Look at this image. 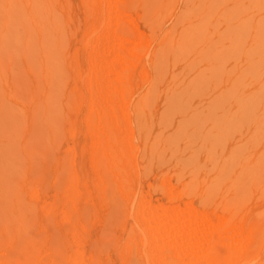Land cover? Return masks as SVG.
<instances>
[{
	"label": "rangeland",
	"instance_id": "rangeland-1",
	"mask_svg": "<svg viewBox=\"0 0 264 264\" xmlns=\"http://www.w3.org/2000/svg\"><path fill=\"white\" fill-rule=\"evenodd\" d=\"M43 1L40 22L29 21L24 33L16 9L17 14L9 20L13 29L18 27L12 35L14 40L5 41L9 45L5 44L6 51L0 49L9 62L0 73V230L6 233L1 240V232L0 243L5 245H0V251L8 245L7 237L23 234L21 238H31L29 235L35 236L41 225L44 260L55 254L49 252L51 246L63 249L67 245L64 248L69 255L62 250L65 257L74 256L76 251L82 264H176L171 252H177L174 258H181L180 244L197 237L202 243L199 241V249L192 254L193 259L187 257L189 260L197 259L194 255L199 252L197 257L204 253L203 258L218 264H264V0H101L102 8L96 0ZM110 7L121 17L112 16L115 13ZM18 11L27 15L22 6ZM114 20L119 21L118 31L125 38L143 37L147 41L140 51V63L123 72L129 79L125 80L128 102L113 106L119 138L124 146L128 143L123 161L129 177L120 183L111 177L105 161L100 159V164L96 159L103 129L97 124L100 111L92 107L100 101L101 92L119 85L111 74L98 76L99 71H105L101 70L103 60H112L111 50L105 48L110 52L104 54L107 50L102 48L110 41L112 47L117 42L111 38L103 41L109 29L106 25L114 24ZM36 30L48 33L46 37L44 34L42 51ZM125 47L131 50L133 43ZM89 62L101 68L97 76ZM39 64L46 72L38 77L30 71L39 69ZM18 75L26 84L20 89L16 85ZM94 76L99 78V89L91 85ZM224 86L230 88L228 93ZM145 95L147 104L138 106ZM25 144V152L30 153L22 156ZM73 184L77 201L72 204L76 198L72 200V207L64 195ZM66 185H71L68 191ZM144 207L156 215L146 216L149 213L145 212L146 218L176 223L168 226L173 235L175 229L191 228L203 214L208 225L199 221L204 225L201 229L196 226L200 223H195L196 236L189 238L185 234L173 240L177 233L172 239L169 234L171 241L163 239L165 243H160H170V250L164 247L170 253L166 251L160 258L152 252L162 240L154 227L141 230L146 239L155 236L153 244L146 240L152 250H143L145 240L138 224L142 218L138 214ZM63 210L72 214L67 217ZM179 210L184 215L195 214L188 221H193L192 225L186 220L181 221L182 226L177 222L174 211ZM24 221L31 224H24L27 231L21 228ZM234 227L243 230L238 248L228 236ZM68 231L75 232L74 236ZM64 240L67 244L62 245ZM232 244L241 252L239 256L230 253ZM6 250L7 257L8 253L11 257L15 254L8 247Z\"/></svg>",
	"mask_w": 264,
	"mask_h": 264
},
{
	"label": "bare ground",
	"instance_id": "bare-ground-1",
	"mask_svg": "<svg viewBox=\"0 0 264 264\" xmlns=\"http://www.w3.org/2000/svg\"><path fill=\"white\" fill-rule=\"evenodd\" d=\"M43 1V0H42ZM93 1V0H92ZM97 1V2H96ZM96 1H94V2H96L97 3V5H99L98 7H100V8H102L101 6L103 5L104 6V4L101 2V0H96ZM103 1V0H102ZM93 2V4H95ZM105 2V1H104ZM41 3H44V1L43 2H41V0H0V29H3V31H1L0 32V49H5V51H6V47H5V44H7L8 45V43H5V41H7V40H9V41H11V40H14V38L12 37V35L13 34H16V32H17V28L18 27H16V28H14L13 29V27H11L12 25L11 24H9V20L13 17V16H15V13H16V9H17V13H18V15H16V16H18L19 17V19H20V21H21V25H20V29H21V31L23 32V30L25 31V32H27V24H28V22L29 21H32V22H36L37 24L40 22V15H39V9H40V7H42V4ZM110 2L108 1V4H109ZM45 4V3H44ZM100 4H102V5H100ZM111 4H109V6H110ZM20 6H22L24 9H25V11H26V14L27 15H23V14H20L19 13V11H18V8L20 7ZM95 6H96V4L94 5V10H97V9H95ZM109 6H107V8L109 7ZM111 6H113V5H111ZM97 8V7H96ZM106 8V9H107ZM112 10H113V12L115 13V14H112V16H116V17H121V13L120 12H118L117 11V9L116 8H112V7H110ZM110 9V10H111ZM93 10V11H94ZM100 10V9H99ZM107 11H108V9H107ZM96 12V11H95ZM16 13V14H17ZM109 14V13H108ZM121 14V15H120ZM120 15V16H119ZM107 17V16H106ZM108 19V18H107ZM52 20V19H51ZM119 20V19H118ZM54 21V20H53ZM93 21V20H92ZM97 21V20H96ZM105 21V20H104ZM108 21V20H107ZM106 21V22H107ZM112 21V20H111ZM115 21V23L114 24H111L110 22H109V24H107L106 22V27H109V29H108V31H107V34L105 35V39L103 40V41H105V42H107V40L108 41H110V38L113 40H115V41H117L116 42V44H118L117 46H116V44L114 43L115 41H112L115 45H113V47H112V44L110 43V42H108V43H106L107 45L109 44H111L109 47H112V49L111 48H109V47H107V45H105L106 47H103L102 49H104L105 50V48H108V50L110 49L111 50V53H112V60L111 61H109V62H106V61H104L103 59V62L102 63H104L103 64V66H102V69L101 68H98L97 69V66H96V64L95 63H91V62H89L88 64H89V66L91 65V71H95L96 72V74H95V72H93V75H95V76H97V73H98V70H103V69H105V71L103 70V72L102 71H99V73H98V76L99 77H102V75L104 76V74H111V75H113L114 77H115V81L116 82H118L119 83V85L117 84V85H115V86H109V88L107 89V90H105V91H103V92H101L100 93V101H95L94 103H93V106L92 107H94V106H96V108H98V110L100 111L99 112V114H101V115H99L98 114V116H100V117H96L97 119H98V121L95 119V121H97V124H98V126L100 125L101 127V130L103 131H99V135H101V133L100 132H102V136L101 137H99V141L101 140V143H102V145H101V147H100V152H98L99 154H100V156H99V154H98V156H96V157H98V158H96L97 159V161H99V163L101 164V160L100 159H103L105 162V167L108 169V171H110L111 172V177L113 176L114 177V179L115 180H117L118 181V183H120L122 180H124V179H126L127 177H129V175H127L126 176V174H129V171H127V170H129L128 168H127V166H125L124 164H125V161H123V157L125 156V149H124V147L126 148V146L128 145V143H127V141H126V146H124L123 145V142H121V140H120V138H119V124L116 122V120L113 118V114H114V110H113V106H120V104H125V103H127L128 102V99H127V96H126V92H127V88L128 87H126L125 88V85H126V81L125 80H129L128 78H126L125 77V75L123 74V72L129 67V66H133L134 68L138 65V63H140L139 61H140V58H141V52L140 51H143V47H144V44L147 42L145 39H143V37H141V38H136V39H134V40H130V39H127V38H125L124 36H122L120 33H119V31H118V28H120L119 27V21L118 22H116V20H114ZM100 23V22H99ZM105 23L103 24V25H105ZM11 25V26H10ZM92 24H90V26H91ZM100 26V25H99ZM15 27V26H14ZM105 27V26H104ZM92 28H93V26H92ZM52 29V28H51ZM89 29V28H88ZM19 30V29H18ZM55 30V28L52 30V31H54ZM92 30V29H91ZM38 33L36 34L37 35V40H38V42H39V44H38V47L40 48V51H42L41 50V43H42V40H44V43H45V41H46V38L44 39V34L45 33H42V31H38V30H36ZM45 31V30H44ZM47 32V31H46ZM24 33V32H23ZM49 33H52V32H49ZM19 34V33H18ZM29 35H30V33H27L26 34V44L25 45H27L28 43V39H29ZM46 35H48V33H46L45 34V37H46ZM107 36V37H106ZM11 37H12V39H11ZM52 37V36H51ZM138 37H140V36H138ZM7 38V39H6ZM16 38V37H15ZM48 38H49V36H48ZM47 38V39H48ZM135 38V37H134ZM146 38V37H145ZM11 39V40H10ZM17 39V38H16ZM144 40L146 41V42H144ZM50 41H51V39H50ZM8 42V41H7ZM15 42V41H14ZM9 43H12V42H9ZM16 43H18V42H16ZM48 43V42H47ZM104 43V42H103ZM130 43H133V49H127V47H125V45H128V44H130ZM19 44V43H18ZM17 44V45H18ZM52 44V43H51ZM105 44V43H104ZM44 45V44H43ZM50 45V44H49ZM49 45H45V46H48L49 47ZM135 45V46H134ZM146 45V44H145ZM148 45V44H147ZM9 46V45H8ZM13 46V45H12ZM20 46V45H19ZM104 46V45H103ZM149 46V45H148ZM47 47V48H48ZM8 48V47H7ZM46 48V47H45ZM164 48V47H163ZM163 48H161V49H163ZM10 49V48H9ZM147 49V48H146ZM160 49V50H161ZM2 50H1V53H0V73L4 70V69H6V68H8V66H9V62H8V57L7 56H5L4 54H2L3 52H2ZM47 50V49H46ZM97 50H99V49H97ZM96 50V51H97ZM107 50V49H106ZM105 50V51H106ZM106 51L104 54H106V53H108V52H110V51ZM4 51V50H3ZM94 51V50H93ZM95 51V52H96ZM119 51H121V52H119ZM123 51H125L126 53L125 54H127V56L128 57H124V52ZM148 51V50H147ZM146 51V52H147ZM163 51V50H162ZM99 52H101V51H99ZM104 52V51H103ZM6 55L7 54H11V52L9 53V52H4ZM40 53V52H39ZM51 53V52H50ZM121 53V54H120ZM145 53V52H144ZM3 56H2V55ZM95 54V53H94ZM98 54V53H97ZM14 55V54H13ZM123 55V56H122ZM143 55V54H142ZM50 56V55H49ZM98 56V55H97ZM99 56H102V55H99ZM148 56V55H147ZM7 57V58H6ZM124 58H128V59H124ZM151 59V58H150ZM93 62V61H92ZM46 63V62H45ZM133 63V64H132ZM40 65V64H39ZM38 65V66H39ZM104 65L106 66V67H104ZM140 65V64H139ZM40 68L39 69H33L32 71H30V73L31 74H34V75H36V76H40V75H44L43 74V72L45 73L46 71H45V66H44V69H42L41 67H43V65L41 66H39ZM101 67V66H100ZM104 67V68H103ZM46 68H48V67H46ZM142 70H143V68H142ZM141 69H140V72L142 71ZM100 72H102L103 74H101ZM101 76H100V75ZM93 77L92 78V81H91V85L93 86V88L94 89H99V83H98V80H99V78L98 77ZM23 77H21L20 75H18L17 76V78H16V85H17V89H20V88H23V86L24 85H26L25 84V82L23 81ZM101 86V85H100ZM227 86H229V85H227ZM226 86V87H227ZM25 87V86H24ZM225 87V86H224ZM223 87V88H224ZM226 87H225V89H226ZM230 87V86H229ZM34 89H35V87H34ZM228 89H230V88H228L227 87V89L225 90V92H227V90ZM36 90V89H35ZM97 91H100V90H97ZM95 92V91H94ZM225 92L223 93V95H225ZM147 93V92H146ZM228 93V92H227ZM220 94H222V91L220 92ZM147 95V94H146ZM143 96V97H141L140 99H139V97H138V99H139V101L137 102V104H138V106H144V105H146L147 104V102H148V97L147 96ZM117 104H116V103ZM2 105V96L0 95V106ZM97 106H99V107H97ZM96 108H95V110H96ZM98 110H96L97 112H98ZM97 112L95 113L96 114V116H97ZM1 115V114H0ZM5 117V116H4ZM4 120H5V118H4ZM2 121V120H1ZM94 125H95V123H94ZM128 125V124H127ZM97 126V125H96ZM129 127V126H128ZM15 128V127H14ZM97 128V127H96ZM127 130H129V129H127ZM13 131V130H12ZM98 131V130H97ZM96 133V132H95ZM14 138V137H13ZM38 140H39V137L37 138ZM97 139V138H96ZM125 139V138H124ZM35 140V139H34ZM7 141V140H6ZM40 142V141H39ZM98 142V141H97ZM7 143V142H6ZM31 144V143H30ZM37 144H38V142H37ZM98 144H99V142H98ZM40 146V145H39ZM38 146V147H39ZM27 147H28V145L26 146V144H25V147L23 148H21V152L20 151H18V152H20V153H22V156L24 155H26L28 152L26 151L25 152V150L27 149ZM30 147V146H29ZM129 147H131V146H129ZM128 147V148H129ZM26 148V149H25ZM127 149V148H126ZM29 150V149H28ZM33 150H35V148L33 149ZM38 150V149H37ZM95 150H96V148H95ZM32 151V150H31ZM129 151H130V149H129ZM127 152V151H126ZM30 153V152H29ZM28 153V154H29ZM33 153V152H32ZM18 154V153H17ZM30 155H32V154H30ZM30 155H27V157L28 156H30ZM34 155H35V152H34ZM96 155H97V152H96ZM31 157V156H30ZM29 157V158H30ZM32 157H33V155H32ZM28 158V160H30ZM36 157H34V159H35ZM10 159V158H9ZM13 159V158H12ZM33 159V158H32ZM37 160H40V159H35V161H37ZM102 160V161H103ZM14 161V160H13ZM31 161V160H30ZM30 161H28L29 163H30ZM33 161V160H32ZM96 161V162H97ZM104 163H103V165L102 166H104ZM98 164V163H97ZM99 166V165H98ZM130 167V166H129ZM134 168V167H133ZM102 169H105V168H102ZM106 169V170H107ZM130 169H131V167H130ZM128 172V173H127ZM126 173V174H125ZM72 177V176H71ZM73 179V178H72ZM73 181H74V179H73ZM1 183V182H0ZM72 183V182H71ZM70 187H71V185H69ZM69 186H67L66 185V190L67 189H69V188H67V187H69ZM73 187H74V184H73V186L71 187V190L69 191V193H67L66 195H64V196H66V197H64V198H67V199H69V200H67V201H69V203L68 202H65V203H68V205L69 204H71V202H72V200H75V198H76V200L75 201H73V203L72 204H74L76 201H77V193L75 194V193H73L74 191H76L75 190V188L73 189ZM65 189V188H64ZM73 189V190H72ZM68 191V190H67ZM72 192V193H71ZM77 192V191H76ZM66 193V192H65ZM64 194V193H63ZM72 195V196H71ZM56 197H57V194H56ZM71 200V201H70ZM79 200V199H78ZM64 203V202H63ZM64 203V204H65ZM71 204V205H72ZM70 206V205H69ZM68 206V207H69ZM51 207V206H50ZM65 207H67V204L65 205ZM64 207V208H65ZM72 207H73V205H72ZM72 207L69 209L70 211H72L73 209H72ZM49 209V208H48ZM65 209H67V208H65ZM75 209V208H74ZM145 207H144V209H142L141 211H140V213L138 214L139 215V217H140V219L142 220H139V222L140 223H138L139 224V227H140V234H141V236L143 235L142 233L143 232H141V230H143L144 232L148 229H152L153 227L155 228V233H157V232H160L161 233V235H160V233H157V234H159L158 235V237H161L162 236V240H160L157 244L158 245H161V241L162 242H164L165 243V241H163V239H165V240H168V239H170V235L169 234H171L170 232H169V230H170V228L169 227H171V226H173L174 224H176V223H174L173 221L175 220V216L173 215V214H175V213H173L172 212V215H173V225H172V223L171 222H169V223H167L166 222V219L164 220V219H162L163 221H156V220H154V219H157L156 217L153 219L152 217H150V218H146L143 214H145V212H146V214L147 213H149V214H147L146 216H153V214L152 213H150V211L149 210H147L146 209V211H145ZM52 210V209H51ZM68 210V211H69ZM50 211V210H49ZM64 211V210H63ZM74 211V210H73ZM147 211H149V212H147ZM181 211H183V210H181ZM180 210L179 211H174V212H177L176 213V216H177V218H180L179 220L180 221H178V219L176 218V220H177V222H179L180 224H181V221L182 220H186V222L189 224V223H191V221L190 222H188L190 219H191V217H192V220L195 218V214H193L192 212V214H193V216L192 215H190L189 213H185V215H184V211L183 212H181ZM65 212V211H64ZM63 212V213H64ZM180 214H179V213ZM186 212V211H185ZM189 212V211H188ZM47 213V212H46ZM62 213V214H63ZM66 214H67V217H68V214H72L71 212L69 213V212H65ZM183 213V214H182ZM195 213V212H194ZM143 216V217H141V215ZM150 214H152V215H150ZM171 214V213H170ZM48 215V214H47ZM75 215V214H74ZM73 215V216H74ZM166 215V214H165ZM171 215V216H172ZM190 215V216H189ZM198 215H199V213H198ZM18 216V215H17ZM29 216V215H28ZM27 216V217H28ZM31 216V215H30ZM29 216V217H30ZM52 216H53V214H52ZM64 216V215H63ZM81 216V215H80ZM154 216H156V215H154ZM153 216V217H154ZM196 216H197V214H196ZM202 216H204V214L202 215ZM202 216H200V217H198V218H196V220L198 221L197 223H200V222H202V224H204L205 222H203L204 220H207V219H204V217H202ZM60 217V216H59ZM66 217V218H67ZM167 217V216H166ZM31 218V217H30ZM36 218V217H35ZM51 218V217H50ZM53 218V217H52ZM69 218H70V216H69ZM206 218V217H205ZM46 219V218H45ZM167 219H170L169 217L167 218ZM171 219H172V217H171ZM64 220H66V219H64ZM70 219H68V221H69ZM73 220V219H72ZM161 220V219H160ZM175 220V221H176ZM25 221H28V218H27V220H25ZM24 221V223H23V225L24 224H27V222H25ZM29 221H30V219H29ZM28 221V222H29ZM32 221H33V219H32ZM63 222V220H60V222ZM68 221H67V223H68ZM74 221H76V219L74 220ZM169 221H171V220H169ZM200 221V222H199ZM220 221V220H219ZM23 222V221H22ZM52 222V221H51ZM61 222V223H62ZM183 222V221H182ZM222 222V221H221ZM54 223V222H53ZM65 223V222H64ZM70 223H72V222H70ZM78 223V222H77ZM192 223H193V221H192ZM192 223H191V225H192ZM195 221H194V223H193V227H195V229H197L198 230V227H196V226H200L201 227V229L204 227V225H201V223H200V225L199 224H197L196 226H195ZM208 223V222H207ZM207 223H205L206 224V226L205 227H207ZM29 224V223H28ZM27 224V225H28ZM48 224V223H47ZM76 224V223H75ZM137 224V225H138ZM183 224V223H182ZM182 224H181V226H182ZM187 224V226H189ZM224 223H222V225H223ZM26 225V226H27ZM29 225H31V224H29ZM36 226L35 224H32V226ZM52 225H55V224H52ZM63 225V224H62ZM73 225V224H72ZM71 225V226H72ZM219 225V224H218ZM221 225V224H220ZM240 225V224H239ZM242 225V224H241ZM25 225L24 226H22L21 225V228H23V230L25 229V231H27L29 228H28V226H27V230H26V227ZM31 226V229L32 228H34V227H32ZM66 226H68V225H66ZM79 226H80V224H79ZM169 226V227H168ZM186 226V227H187ZM192 226H190L191 228H189L188 227V229H179V230H176L175 228V230H174V235H175V233H177V237H175L173 234H171L172 236H171V239H172V237H173V240H177L179 237H180V235L182 236V237H184V236H187L188 235V238H189V235L190 236H192L193 234H194V228L192 227ZM8 227V226H7ZM40 227H41V225H40ZM39 227V225L37 226V230H36V235L34 236L33 235V237L32 236H30L29 234H31V233H29L28 234V232L26 233L25 231V235H29V237H31V238H28V236H25L24 237V239L23 238H21V236L23 235H19L18 234V237H13V236H16V235H13V233H12V235L13 236H10V237H12V238H9L8 239V237H7V239H6V243L8 244L7 246H6V248L8 247V248H10L12 251L14 250L15 251V256L14 255H12V257L10 256V254L8 253V257L7 256H5V253L7 254V250H6V248L5 249H3L2 251H0L1 253H0V256H3V257H1L0 258V264H82L83 262L82 261H79V258L81 257L80 255L78 256V254L77 255H75L76 254V251H75V253H74V256H76V258L74 257V256H69V257H74V259H70L69 257H65V255H64V253H66V256H68L69 254H68V251L64 248V247H66V246H63V249L66 251H64L63 249H61L58 245H57V247L55 246L54 247V245H53V247L50 245V243H48L50 246H51V251H49L50 253L51 252H53L54 251V253L55 254H51L52 255V257L50 256H48V259L47 260H44V258L42 259V257H41V250H43V249H41V228ZM73 227V226H72ZM71 227V228H72ZM81 227V226H80ZM150 227H152V228H150ZM176 227H177V225H176ZM185 227V228H186ZM226 227V226H225ZM239 227H241V226H239ZM4 228V227H3ZM13 228V227H12ZM43 228V227H42ZM56 228V227H55ZM67 228H70V226L69 227H67ZM70 228V229H71ZM168 228H169V230H168ZM172 228V227H171ZM193 228V229H192ZM218 228V227H217ZM220 228H222V227H220L219 226V229ZM228 228V227H227ZM1 229H2V227H1ZM9 229V228H8ZM11 229V228H10ZM9 229V230H10ZM14 229V228H13ZM13 229H11L10 231H12ZM65 229H66V227H65ZM69 229V230H70ZM73 229V228H72ZM71 229V231H73ZM178 229V228H177ZM213 229H215V228H213ZM225 229V228H224ZM6 230V229H5ZM16 229H14L13 231H15ZM17 230H19L18 228H17ZM33 230V229H32ZM54 230V229H53ZM56 230V229H55ZM68 230V229H67ZM173 229H171V231H172ZM210 230V229H209ZM223 230V229H222ZM228 230H230V228L228 229ZM249 230H250V228H249ZM3 231H4V229H3ZM9 231V232H10ZM30 231V230H29ZM71 231H68L69 233H72L71 235H73V233H75V232H71ZM177 231V232H176ZM204 230H202V232H201V234L202 233H204L203 232ZM208 231V230H207ZM219 231H221V229L219 230ZM1 230H0V235H1ZM7 232V231H6ZM18 232V231H17ZM21 232V231H20ZM34 232V231H33ZM67 232V231H66ZM77 232V231H76ZM148 232V231H147ZM193 232V233H192ZM198 232H200V231H197V236H199L198 235ZM227 232V231H226ZM242 232H243V230L241 229V228H232L230 231H229V234H228V236L230 235V237H232L233 238V240H235L236 241V243H234V242H232V243H234V244H237L238 245V243L237 242H240V237L242 236ZM8 233V232H7ZM15 233V232H14ZM21 233H23V232H21ZM48 233V232H47ZM154 233V234H155ZM249 233V232H248ZM247 233V234H248ZM2 234H4V237L2 238L1 237V240L2 239H4V238H6L5 236H6V233H3L2 232ZM145 234V233H144ZM185 234H187V235H185ZM217 234V233H216ZM50 235L52 236V233L50 232ZM50 235H48V238H50L49 236ZM53 235H54V233H53ZM76 236L75 237H77V235H79V234H75ZM147 235V234H146ZM156 235V234H155ZM204 235V234H203ZM227 235V234H226ZM9 236V235H8ZM20 236V237H19ZM44 236V235H43ZM74 236V235H73ZM193 236H196L195 234L193 235ZM227 236V239L228 238H230V237H228ZM245 236H247V235H245ZM53 237V236H52ZM71 237V236H70ZM140 237V236H139ZM138 236H137V238H139ZM146 237V236H145ZM156 237H157V235H156ZM25 238H27V239H25ZM54 238V237H53ZM52 238V239H53ZM55 238H56V236H55ZM54 238V239H55ZM58 238H60V235H59V237ZM142 238H144V235H143V237ZM155 238V236L154 235H149V238L147 237V239L146 238H144V242H143V244H144V251H148V250H152V249H149V248H152V247H149V248H147L148 246H146V245H148V242L150 241H152L151 243L153 244V243H155V242H153V239ZM192 238V237H191ZM197 238V237H196ZM194 239V238H192V239H190V240H188L187 242H185V243H183V245L182 244H180L182 247V252H183V254L181 255V248L178 250L179 251V253H180V256H182L181 258H177V255L175 256V258H174V254H176V253H174V254H172V252H171V255L173 256V259H175V261L177 262L176 264H218V261H217V263H213V262H211V261H209V259H208V257L207 258H203L205 255H204V251H202V253H203V255H202V258L201 257H197V255L199 256V252L197 253V255H194V256H196V258L197 259H194L193 261L192 260H189L187 257H192L191 259H193V256H192V254H194V252L197 250V249H199V247H200V242L202 243V241H200V240H198V239ZM201 238V237H200ZM205 238V237H204ZM222 238H223V236H222ZM225 238V237H224ZM242 238V237H241ZM245 238V237H244ZM252 238V237H251ZM61 239V238H60ZM59 239V240H60ZM63 239V238H62ZM65 239V238H64ZM76 239V238H75ZM132 239V237L129 239V240H131ZM161 239V238H160ZM171 239H170V241H171ZM202 239V238H201ZM50 240V239H49ZM78 240V239H77ZM80 240V239H79ZM113 240V239H112ZM146 240L148 241V242H146ZM186 240H187V238H186ZM185 240V241H186ZM205 240V239H204ZM231 240V239H230ZM248 240V239H247ZM66 240H64L63 241V243H62V245L65 243V244H67L66 242H65ZM132 241H133V239H132ZM131 241V242H132ZM157 241H158V239H157ZM169 241V240H168ZM169 241V242H170ZM200 241V242H199ZM229 241V240H228ZM232 241V240H231ZM2 242V241H1ZM43 242V241H42ZM52 242V241H51ZM167 242V241H166ZM173 242V241H172ZM175 242V241H174ZM247 242V241H246ZM53 243V242H52ZM58 243H61V242H58ZM79 243V242H78ZM147 243V244H146ZM164 243H162V244H164ZM42 244H44V243H42ZM48 244H47V246H48ZM53 244H55V243H53ZM64 244V245H65ZM73 244V243H72ZM133 244H135L134 243V241H133ZM142 244V243H141ZM166 244H168V245H165L166 246V248L167 249H169L170 250V247L171 246H169L170 245V243H166ZM234 244H232V246H230L231 247V251H230V253H236L237 254V256H239L238 255V253H239V251H237L238 249V247H241V243H240V246L238 245L237 246V248H236V245H234ZM249 244V243H248ZM0 245H3V243H0ZM5 245V244H4ZM3 245V246H4ZM73 245H75V244H73ZM79 245V244H78ZM149 245H151V244H149ZM1 247V249L2 248H4V247ZM46 245L44 244V247H45ZM101 246H102V248H103V245L101 244ZM134 245H132V248H134L133 247ZM152 246V245H151ZM157 246V245H156ZM155 245H154V247H153V254H154V252H155V254L157 255V256H159L160 258H162L163 257V253L164 252H166V251H169V250H167V249H165L164 247L165 246H163V245H161V246H158V247H156ZM100 247V246H99ZM180 247V246H179ZM203 247V246H202ZM242 247H244L243 245H242ZM50 248V247H49ZM49 248H47L48 250H50ZM54 248V249H53ZM68 248V247H67ZM129 248V247H128ZM131 248V247H130ZM130 248H129V252H130ZM173 249L171 250V251H173L174 250V246L172 247ZM248 248V247H247ZM69 249V248H68ZM135 249V248H134ZM133 249V250H134ZM202 249V248H201ZM240 249H242V248H239V250ZM245 249V248H244ZM6 250V251H5ZM64 251V253H63V251ZM81 250V249H80ZM132 250V249H131ZM142 250V249H141ZM10 251V250H9ZM12 251H10V252H12ZM14 251L12 252V254L14 253ZM45 251H47V250H45ZM137 251V250H136ZM135 251V252H136ZM244 251V250H243ZM242 251V254H244V252ZM73 252V251H72ZM96 252H97V250H96ZM102 252V251H101ZM133 252V251H132ZM131 252V253H132ZM143 253L144 254V256H147V255H145V254H147V253ZM174 252V251H173ZM48 253V251L46 252V254ZM50 253H49V255H50ZM78 253V252H77ZM80 253V252H79ZM104 253V252H103ZM102 253V254H103ZM137 253V256H138V254H140V253H138V251L136 252ZM150 253V252H149ZM169 253H170V251H169ZM201 253V252H200ZM201 253V254H202ZM241 253V252H240ZM239 253V254H240ZM82 254H83V251H82ZM129 254V253H128ZM143 254H142V256H143ZM162 254V255H161ZM233 254V255H234ZM133 255V254H132ZM148 255H150V254H148ZM161 255V256H160ZM170 255V254H169ZM170 255V257H168V256H166V257H168V258H170V259H172V256ZM232 255V254H231ZM9 256H10V258H9ZM89 256V255H88ZM143 256V257H144ZM155 257V260H158V257ZM165 256V255H164ZM201 256V255H200ZM150 257V256H149ZM153 257V258H154ZM187 258L188 260L187 261H184V258ZM206 257V256H205ZM232 257V256H231ZM78 258V259H77ZM94 258V257H93ZM108 258V257H107ZM157 258V259H156ZM86 259V258H85ZM137 259V258H136ZM139 259V258H138ZM148 259V258H147ZM107 260V259H106ZM161 259H159V261H160ZM140 261V260H139ZM142 261V260H141ZM140 261V262H141ZM153 261H154V259H153ZM170 262V263H173V261L172 260H167V262ZM229 261V260H228ZM82 262V263H81ZM146 262H148V264H149V261H146ZM216 262V261H215ZM220 263V262H219ZM224 263H226V262H224ZM86 264V263H85ZM94 264H95V262H94ZM169 264V263H168ZM223 264V263H222ZM228 264V263H227ZM229 264H230V262H229Z\"/></svg>",
	"mask_w": 264,
	"mask_h": 264
}]
</instances>
